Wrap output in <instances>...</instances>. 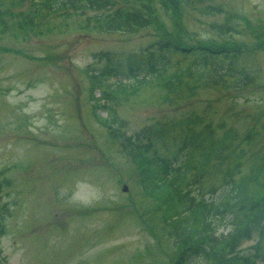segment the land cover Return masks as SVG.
Segmentation results:
<instances>
[{
	"label": "rangeland",
	"instance_id": "1",
	"mask_svg": "<svg viewBox=\"0 0 264 264\" xmlns=\"http://www.w3.org/2000/svg\"><path fill=\"white\" fill-rule=\"evenodd\" d=\"M101 1L146 13L152 2L166 30L181 29L187 44L215 41L245 51L249 84L191 80L169 92L144 83L118 105L125 121L119 132L191 114L205 119L197 132L221 136L231 128L234 139L212 159L203 190L248 176L251 202L264 204V0H186L180 16L159 0ZM95 12L62 8L44 16L36 32L19 26V14L0 27V206L6 210L0 264H171L175 257L177 247L142 191L135 162L119 136L95 118L90 93V73L146 55L162 35L154 26L135 32L96 27L89 19ZM192 132L176 128L179 139ZM172 145L166 152L177 149ZM234 229L225 220L218 231ZM238 252L228 262L194 264L241 263L248 253L255 258L244 264H264V235L245 240Z\"/></svg>",
	"mask_w": 264,
	"mask_h": 264
},
{
	"label": "trees",
	"instance_id": "2",
	"mask_svg": "<svg viewBox=\"0 0 264 264\" xmlns=\"http://www.w3.org/2000/svg\"><path fill=\"white\" fill-rule=\"evenodd\" d=\"M8 1L0 0V27L7 17L19 14V26L36 32L44 16L68 6L79 10L87 6L96 11L89 17L96 27L135 32L154 26L162 35L156 42V49L146 55L138 56L124 66L109 64L90 73V93L95 98V91H100L101 97L93 103L96 119L119 136L122 151L136 164L144 195L156 204L163 225L168 226L167 231L177 247L171 264H194L201 258L228 262V259L242 255L238 250L245 240L254 234L264 235V204H253L250 200L251 177L243 176L218 189L203 190L212 158L234 139L231 128L221 136L212 131L204 132V129L197 132L204 118L191 114L174 124L152 125L137 133L118 132L122 120L117 105L127 98L129 90L142 83H155L169 92L185 89L191 80L202 86L232 77L230 84L234 87L246 85L248 78L241 67L240 49L215 41L187 44L181 29L166 30L152 2L145 5L151 8L146 13L127 7L110 9V3L101 0H31L25 10L17 13L15 8L24 0ZM183 1L186 0H159L167 11L170 9L179 16ZM179 56L181 58H176ZM188 88L194 89V84ZM100 110L106 111L107 116H102ZM177 127L193 130L191 137L186 139L184 135L179 139ZM172 140L175 143L172 146L177 149L173 153L166 152ZM133 205L142 216L143 212ZM1 206L0 234L6 217V210ZM225 219L234 223L236 229L228 234L218 233L219 223ZM242 259L241 263H233L244 264L253 257L243 255Z\"/></svg>",
	"mask_w": 264,
	"mask_h": 264
}]
</instances>
